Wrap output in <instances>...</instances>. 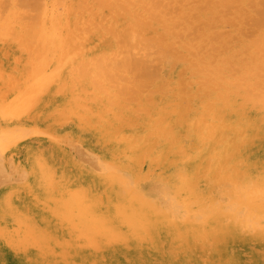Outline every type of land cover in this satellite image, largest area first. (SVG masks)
<instances>
[{"label":"bare ground","instance_id":"1","mask_svg":"<svg viewBox=\"0 0 264 264\" xmlns=\"http://www.w3.org/2000/svg\"><path fill=\"white\" fill-rule=\"evenodd\" d=\"M13 1V4L17 7L19 3L21 4L27 0H20V2H18V0L17 2H15L16 0ZM62 1V5H64L62 7L66 8L64 4L65 1ZM126 1L130 3L131 0ZM172 1L173 0H169L167 3V0H163V2L159 0L160 3H167V7L166 4H163L164 6L160 3L159 4L160 6L165 7L166 10H164L167 11L169 8L168 4L170 3L171 6L173 3ZM176 1L178 0H175V2ZM191 1H187L188 3L186 0L185 2L179 1L177 4L181 2L183 4L186 3L184 5L190 8L198 2V0H194L197 1L196 3ZM231 1L235 3L237 1V4H234L233 2L231 3L237 8V5L239 7V4L246 0H212L211 3L210 0L209 3L208 0H205L204 4V1L201 2L200 0L198 2H201L199 7L197 6L198 8H196V11L192 12V14H195L194 18L198 15L199 17L196 16V19L200 18L203 22V24L201 22L202 27L198 28V26V29L196 28L198 36L201 37L199 41L202 40V38L204 39V37H208V44H205L206 41L203 42L204 50L207 49L208 51L210 50L209 52H212L214 47H211L213 48L212 50L210 48H205L212 42L210 41L209 43V40H214L216 36H226V34L223 33H226L225 31L229 30V28L231 29V27L227 29L225 26L226 30L224 31L221 30V28L223 29V27H221L219 29L222 32L224 31L222 33L217 31L218 28H215L214 31L216 32L214 33L221 34H213L212 27L214 24L211 15L216 8V11L219 10L220 14H223L222 18H216L219 21L218 23L216 21V23L219 24L220 21L222 22V19L224 16H227V14L224 15V12H221L224 10L219 9L218 6L221 3L223 4L222 6H224V4H228ZM2 2L3 0L1 1V4ZM28 2L25 3H28V6L26 5L27 7L25 5L23 6H25L30 12L25 10L26 8L22 6L23 13H27L26 15L30 13L27 18L25 14L19 12L22 7L19 8L20 10L18 7L14 10H12V7L11 9H8L7 7H10L9 5L12 4V2L9 3L7 0H4L3 2L8 5H3L4 8L6 7L9 12L11 11L10 13L14 11V14L16 15L17 13H20L18 16L22 17L23 20L25 18L29 19L30 15L35 12L32 11L35 10L32 8H36L37 11H39V9L41 11L42 9L43 11L42 14L40 12L41 15L37 11L36 14L34 13L31 15L35 20L30 18V20L33 21H29V23L33 24L34 22V28H31L33 26H31L30 29H28V27L26 28V30L33 29V33L34 29H36L35 35L41 31V33L38 34L39 36H42L41 45H37L40 43L39 40H34L36 43L38 42L37 44L34 41H31L32 45L30 44V40L25 41L27 40L26 37H28L27 34L29 32L22 27L21 30L26 31H21L22 34L23 32L26 33L25 39L21 33V39H16L19 42L12 38L17 42V46H22L23 44L24 46L26 45V52L30 54L26 55V57H28V62L26 61L25 55L19 51L21 47L18 50L16 49L17 46L16 48L13 46V40L7 42V40H3L0 37V150L2 151V159L4 163H7L8 165L9 161L13 159L12 161L15 163L14 166H16L18 171H23L27 175L26 181L23 182L22 180L23 183L13 182L10 185H2V187H0V264H198L201 261L198 259L199 255L202 253L206 254L205 258H203L204 256L202 257V260L206 259L208 264H216L218 261L225 264H238L239 261L241 264H264V127L260 129V123L264 121V95L261 93L262 96H256V98L260 97L259 101H261V97L263 98V102H260L262 103L260 112L253 110V114L248 117L249 115L244 114L243 111L244 106L247 105V103L243 104L233 101L231 98L232 96L227 92L226 87L228 86H223L220 81H218L220 80L219 76L223 78H221V80H224V75H229L226 71H223L224 73L226 72L224 75H220L223 65L225 66V64H227L234 67V63L236 62L237 57H239L238 55L242 53L246 56V54L249 55L251 53H247L249 44L247 45V42L244 41L240 46L236 45L237 47H234L232 46L234 40L231 43L232 40H226V38H224L226 40V42L223 41L225 42L224 50H228L229 48L231 49V52L226 53V55L223 56V59H220L223 60L221 61L222 63L217 65L216 61H219V57L217 60L216 55V57L207 55L211 53H208L207 50L203 52L201 50L203 45H200V42L198 43L196 40H193L194 37H198L197 34L190 40L193 42L195 41L193 44L191 42L192 45L189 44V39H186L185 43L184 41L181 42L179 40L180 43H184L185 45L174 42L175 39H164L169 32L174 33L175 29L173 28H176V30L179 31L177 28H179L178 26L180 22L181 29L182 25L183 27L185 26L184 29L187 28L188 25L182 20V18L185 19L183 16L184 10L180 11L182 12L180 19L173 18L174 16L176 17L178 13L181 15L176 7H173L175 5L174 2L171 6L172 9L168 10H174L171 14L175 15L172 16L170 12L167 11L163 16L161 13L164 11L159 9H162V7H159V5H157L158 3L153 0L154 5L159 7H155L152 3V6H154L153 8H157L161 11V13H159L157 12V9H154V11L157 10V16L158 13L161 14V18L159 16L157 18H160L161 20L163 19V22L161 20L158 22L160 25L163 23L165 24L162 25L164 31H162L163 34L161 33V35L159 33L160 31L154 30L155 32H158L157 35L160 34L161 36H157L156 34H154V36H151V34L146 35L148 41L142 40L144 43L149 42V37L158 41L160 40V45L162 42H165V44L163 43L164 45L162 44V47L164 46V48H168L169 50H165L164 48L163 50L160 48V52H166L176 48L179 49L180 47H176L177 44H180L182 46L181 48L184 49L188 43V45H190L189 47L194 46L192 50L193 52L190 50V55L188 54L189 52L186 54V51L185 53H182L181 49L170 52H173L174 54L177 52L175 55H178V57H180L179 54L185 55L186 58L188 55L189 57L187 59L190 60L191 55L194 54V56H197L195 55L198 54L196 51L202 47L200 49L201 54L199 53L201 56L198 54L200 58L197 56V58L200 59V62L208 59L207 57V59H201L202 53L207 52L205 55L212 57V59L215 57L214 59L216 61H214V63L217 65L216 67L214 66L216 72H213L216 73L214 76H217L215 80L220 84L219 86L222 85V87L226 89L220 90L219 86H217V88L214 87V89H211L209 93L207 90L206 92L204 91L205 94L207 93L206 95L210 94L211 101L208 103H202L201 105L204 106L205 110L207 109L211 112V117L208 114H205L207 113L205 111L202 113L208 115V119L196 118L198 114L196 111L193 112V109H196L197 104L195 102L197 100H194L195 96L190 91L192 88L188 90L186 87L188 84H186L184 80V78L188 79L189 77L182 76L183 70L181 71L182 74L173 73V69H175L174 65L179 62V58H176L175 56L173 59L175 60L173 62L174 64L172 63L173 65H169V63L164 64L168 67L169 71L174 74L173 78L167 80V76H164V83H162L163 87L161 86V82L159 84L162 88L157 84L156 81L160 78V74L165 66L161 64L162 66L158 67L159 64L157 68L156 65L162 63L163 60L165 61L167 56L165 55L164 58L162 55L164 52L161 54L158 51L159 43L156 46L155 40L154 45H151L153 43L151 40V44L145 46L147 47V50H150V47L155 46L156 51L153 47V52L156 53L158 51V56H160V54L161 57L163 56L161 62L159 59L158 61L155 59L158 63L156 62V64L153 65L155 60L151 57L152 53H148L149 51L146 52V47L143 45L145 47L144 50L138 49L139 53L142 51L141 54L137 52L138 56H141L138 60L135 58L137 55L135 54L134 59H136V61L122 57L128 60L123 59L113 66H109L112 70L111 72L114 71L113 76L115 80H120L119 78H123L122 76L128 75L126 72L128 73L131 68L124 70L126 68H136L138 66L143 67L140 68L141 70H138L140 72L139 75L141 74L140 77L134 75L136 74L135 69L134 72H129L130 74L134 73L131 76H135L136 81L140 80L139 83L137 81V84L133 85L130 89V92L134 94V97L139 101L137 100V102H134L136 101L135 98V100L127 98L129 102L133 101L129 104L125 99L127 93L131 94L129 91L126 92L129 89L125 90V86L127 88V85L129 84L122 85L121 82L123 81L121 80L120 87L122 86V89L125 91L118 88L117 85L119 84V81L117 85L115 84L117 89H113L109 83L111 82L112 84V81L106 79L105 73H103L105 76H102L101 72H103V70L100 72L98 69L102 65H98L99 67L97 66V57L100 53H103V55L110 54L111 56L113 51H117V48H119L117 43L119 37H123L118 41L120 42L121 48L122 46L127 47V45L122 44H125V41L123 40L126 39L124 38H127V36H131L132 38L136 33V40L139 36L137 32L140 31H136L138 26L142 25L139 27L141 29L143 23H146L147 21L142 28L144 31L146 30L145 25L146 27L150 25L151 27L149 26L147 28L152 30L154 28L156 29V26L158 27L159 24L157 25L158 19H155L156 16H154V21L156 20L155 25L152 24V18L149 17V14H152V12L153 15L156 14L152 11L153 8L150 10L151 12L148 11L150 13L147 16L146 14L143 15L144 13L141 14L138 12L137 16V13L135 14V11L133 12L134 15L138 17V20L144 22L136 20L138 25L134 22L135 24H132L133 26H136L134 29L132 28L133 26L130 25V27L128 25V28L130 27V32H128L129 30H125L127 26L122 28L120 19L117 22L115 21V24H110L111 22H109L108 25H110V30H108L107 33L110 32V36H112L111 34L114 36L112 41L109 40V43H105L100 49L98 46L97 48L92 47L93 43L91 46L87 41L78 38L81 37L79 32L76 34L79 35L78 37L74 34V30L77 28L76 26H78L82 17L74 16L72 15L73 13L69 12L70 10L67 11L66 9L65 11L64 8L63 10L65 12L60 9V12H57V7L61 6L60 0L53 1L52 10L48 9L47 0H28ZM122 2L124 1L122 0ZM249 2H251V0H249ZM249 2L246 1L247 4ZM256 2H254V7L252 9L253 11H256L257 8H259L260 10L257 11H260V13L254 21L256 25L254 27L255 30L251 31L250 29V34L247 33L248 37H250V40L247 39V41H249L250 48L252 47V52L254 53L253 56L251 55L252 53L250 54V58L252 59L253 57L254 60L252 59L251 62L250 59L249 61L254 63L255 66H257V64L259 66L262 63L261 61H264V0H258V6L255 5ZM206 3L209 6L206 7ZM243 3L240 6L245 5V3ZM108 4L110 5L112 2ZM183 4H181V6ZM187 4L192 6H187ZM259 4L262 7H260ZM122 5L124 4L122 3ZM128 5L125 7H130L132 1L131 4ZM181 6L178 5L177 7H180L181 9L186 8L185 6ZM245 6H243V8ZM3 7L1 8L0 5V11L3 10L5 15L9 14L3 9ZM246 7L245 9L248 8ZM250 7H252V5H250ZM16 9L19 11H16ZM175 10L178 11L177 14ZM3 11L0 13L1 15L3 14ZM128 12V14L132 13L129 9ZM234 12L235 11L233 10L231 12L229 11L230 15H232L230 17L239 16V13L235 12L234 14ZM243 12L244 11H242V13ZM246 12L249 13V10H246L245 13ZM168 13L169 15L166 16ZM188 13L191 12L188 11ZM242 13L241 16H243ZM21 14L23 15L21 16ZM253 14L255 16V13H250V16ZM5 15V18H0L4 19V21L6 20L8 25H10L9 20L12 23H16L12 17H9V19L7 18L8 16ZM34 15L37 16L35 17ZM214 15L216 14H213V16ZM248 15L249 14H246L247 17H249ZM129 16L131 17V15ZM142 16H145V18ZM165 16H170L167 20L168 22H166L169 26H171L170 22L173 19H175V21L178 20V25L173 21L171 22L175 25L171 27L174 31L170 28L171 31L167 33L169 26L164 22ZM241 16L238 18L239 21L243 20V17L242 20H240ZM147 17L151 18V20ZM215 17L217 16H214V19ZM188 18H186V20H189L187 22L190 23L193 21H190ZM1 19L0 21L2 23ZM130 19L129 21H126L130 22ZM226 19L224 20L227 23L229 19L232 20L233 18H229L227 21ZM24 21L27 22L28 20ZM138 22H142V24L139 25ZM246 22L241 23L246 26L248 24H246ZM1 23L0 25L3 28L6 24L3 22L2 25ZM29 23H26L25 25L29 26ZM231 23L232 26H234L232 28H235L236 26L238 27L239 25L235 24V26L234 22ZM231 23L229 22V24ZM229 24L227 26H229ZM106 26L103 27L105 28ZM163 26H166L168 30ZM239 27L238 30L241 33L242 30L240 31ZM246 27H243L242 29L245 31ZM5 28L3 29L5 30ZM3 29L1 30L2 33ZM10 29L12 30L13 28ZM122 29L128 33H123ZM79 30L81 31V29ZM165 30L167 34L164 33ZM236 30L237 29H235L234 33L238 34V31L236 32ZM10 31L8 30L9 33H11ZM194 31L185 33L189 35L194 33ZM133 32L135 33L133 34ZM82 33L80 32V34ZM185 33L182 32V34ZM4 35L6 34L4 33ZM13 35L15 36V34ZM143 35L144 34L140 36L146 38V36ZM231 35H233V33ZM9 36H7V38ZM86 36L83 38L86 39ZM169 36L170 38L172 37L171 35H168V37ZM32 37L33 35L30 38L32 39ZM162 37L163 39L161 40ZM236 37L238 36L236 35ZM241 37L243 36L241 35ZM178 38L179 37L176 39ZM102 39L104 41L103 37ZM127 39H130V37ZM182 39L184 40L185 38ZM222 39L217 40H220L219 42H221ZM137 40H139V38ZM165 40L170 41H168V43ZM20 41H24V43L18 44ZM126 41L128 42V40ZM171 41L175 44L172 46L173 49L170 48L171 45H173ZM135 42H133V44ZM33 43L36 45L33 46ZM96 43L99 42L96 40L95 44ZM130 43L132 42L129 41L128 47L130 46ZM139 43H141V41ZM166 43L168 44L166 45ZM196 43H198V47ZM212 43V45H210L214 46L216 42ZM133 44H131L132 47ZM194 44H196L198 49L195 48ZM135 45H138V41L134 44L133 48L131 46V48H129V50L135 48L134 53L137 51V46L135 47ZM140 45H138V47ZM216 45L218 48L219 44ZM246 45L248 47L245 48V53L242 49H244ZM37 46L42 47L44 51L42 50L43 54L35 59L37 50L38 52L40 51V48L35 49ZM32 47H34L36 52H33L35 50H33ZM187 48L185 49L187 50ZM194 50L196 51L194 52ZM215 50L214 52H216ZM125 51L126 50H124V52ZM128 52L127 54H129ZM144 52L146 54H151L150 57L152 58V61L150 59L148 60L149 55H147L148 57H143L145 56ZM32 53L34 55H32ZM173 53L171 54L172 56L174 55ZM218 53L219 51L217 54ZM166 54L170 55V53ZM153 55L155 54L153 53ZM236 55L237 57H235ZM29 56L35 57L34 60L33 57H31L33 60L31 63H29ZM129 56L130 55H127V57ZM131 56H133V51ZM218 56H220V54ZM106 57L108 56H105V58ZM114 57L115 56H113V58ZM116 57L115 59H117ZM242 57H239V59H242ZM140 58L142 59L140 60L142 61L141 63L138 62ZM220 58H222V56H220ZM143 59L145 62L148 60L146 64L143 62ZM168 59L170 60V58ZM193 59H195V57H193ZM193 59H191V61H193ZM239 59L237 61L243 65L244 62L242 63ZM181 60L185 61V59ZM242 60L244 61L245 58ZM212 61L209 62L211 63ZM197 62L198 61H196L194 65H197ZM206 62L208 65L210 64L208 63V60L205 61V63ZM142 64H144L145 67ZM245 64H247L243 65L245 67L241 66L243 70H245V75L240 72V74L243 75V80L254 79L255 77L253 78L251 73L255 75L253 70L255 66H252V64L249 65L247 59ZM188 65L189 63H187V68L184 67L185 70L189 69ZM199 65L198 67H194L196 69L201 67L202 70L206 64L203 66ZM237 65L235 66L236 70L235 67H229H232L234 72H238L239 69L237 67L239 65ZM189 66L190 68L192 67L191 64ZM261 66H263V63ZM106 67H108V65H106ZM194 67L191 68L193 76H195L196 73L193 71L195 69ZM229 67L227 69L230 70V73H233ZM241 67L240 69L242 70ZM262 68L259 70L263 72L264 69L262 70ZM105 70H107V68ZM148 70H150V72ZM152 70L153 72H151ZM204 70H209V68H205ZM243 70L242 72H244ZM251 70H253V72ZM261 71H259L260 73H257V75L261 74ZM105 72L108 73V71ZM119 72H124L125 74H119ZM256 72L258 71L256 70ZM162 73L165 75L164 72ZM211 73L212 71L210 74ZM185 74H187V72ZM263 74L264 73H262V76ZM118 75L122 76L119 77ZM190 75L191 73L187 76ZM198 75L196 74V77L200 79V76ZM236 76L239 77L240 75L234 76L233 73V77ZM259 76V80L264 79L261 75ZM170 77H172V75ZM125 78L126 77H124V79ZM207 78L209 79L205 82L209 83L210 87L203 81L207 80ZM207 78L201 77V80H203H196V82H201L202 85L205 84L204 86L206 88L207 86L213 88V85H216V81L214 80L215 82H213L211 76H208ZM240 78L242 80V76L237 79ZM132 79H134V77L130 78V82ZM165 79L167 80L166 86ZM211 79L212 81H209ZM115 80L113 83H116ZM233 80L235 83L238 81H236L235 78H233ZM255 80L258 81L257 79ZM128 82L129 80L126 83ZM227 82L229 81L227 80ZM146 83H150V86L152 83L157 84L156 86L158 87H155L154 90L152 88L149 89V91L152 89L150 91L152 94L155 92L157 93L158 90L156 91V89L161 88L158 95L153 96V99H150V97L147 98L146 94H142L143 92L141 90L145 92L144 89L140 90V86H146ZM188 83L189 85L193 84L191 81H188ZM253 83V86L257 84L260 86L264 85L261 82L260 84ZM241 84V87H247L248 85L246 84L242 86ZM197 85L199 86V84ZM95 86L98 90L100 88L101 92H98V90L94 88ZM253 86L251 85V87L249 86L250 88H248L252 90H250L251 92L255 91L256 93L258 89H252ZM260 86H258V88H261ZM142 87L144 88V86ZM263 87L262 90H264ZM147 88H145V93L148 91ZM215 88L219 89L218 91L220 92H217ZM239 89H243L244 91V88H238V90ZM163 91L166 93H162ZM230 91L232 94L235 90ZM245 91L249 90L247 89ZM122 93L125 94V98ZM191 93L194 97L190 95ZM132 94L130 96L127 94V97H131ZM152 94L149 93L148 96H152ZM174 94L183 95V98L185 96L192 98L190 100L187 98L189 101L185 99L187 102L186 104H183L180 101L179 105L174 102L176 97H171ZM196 94L201 95L199 92ZM240 94L241 93H239V95ZM248 94L247 97H249V100H251L250 97L255 95L251 93L252 96H250V93ZM137 95L141 96L138 97ZM202 95L204 96V94ZM242 96H246V94L244 95L243 93ZM172 98H174V101ZM149 99L152 100L150 101L152 104L149 103ZM78 100H81V103H79ZM126 101L128 104L125 106ZM255 103L253 105H256ZM257 104L259 106V102ZM64 111H68V113L72 114L74 124H72L69 129V136L62 137L57 132L59 129L56 130L54 128L53 118L56 116H53L54 112H59L64 118V120L60 119V123L63 121L68 122L70 118L67 119ZM190 111L193 112L192 116H190ZM220 113H223V118L230 123L229 126L223 127L220 119L216 117ZM61 115L59 117H61ZM253 118H257L258 123H260H256ZM62 124H64V122L60 125ZM183 132H188L190 134H188L189 138L193 137L197 139L199 137H205L208 138L207 141L209 142L201 147L197 154H194L193 151L184 152L185 143H183V136L185 135H183ZM224 132H232V135L228 137L229 134L227 137H223L222 133ZM73 138L80 141L79 145L81 147V144H83L85 147L89 148L91 152L98 154V160L90 163L80 155L77 152V147H80L76 144V141L78 140L70 141ZM192 147L196 148L198 145L193 143ZM188 148L189 146L187 149ZM154 166L155 168H158V172L153 175L152 168H154ZM12 172H14V170ZM204 174L208 176L207 181H204L202 178ZM149 180H156L157 183L153 187L151 186L149 190L147 189L144 191L142 183ZM220 185H229V189L227 190L228 194L225 200L220 198L218 193L217 189Z\"/></svg>","mask_w":264,"mask_h":264},{"label":"rangeland","instance_id":"2","mask_svg":"<svg viewBox=\"0 0 264 264\" xmlns=\"http://www.w3.org/2000/svg\"><path fill=\"white\" fill-rule=\"evenodd\" d=\"M1 1H2V0H0L1 8L3 7V5H4V6H8L7 3H6V4L3 3L4 0H3L2 4H1ZM23 1H24V0H23ZM23 1H22V2H23ZM29 1H30V0H29ZM31 1H32V0H31ZM44 1H45V0H44ZM47 1H48V3H47V4H48V9H49V10H52V3H53L54 0H47ZM60 1H61V6L57 7V10H56L57 12H60V10H62L63 12H65L66 9H67V11L70 10L69 12L73 13L72 15H74V16H81V17H82L81 20H80V23L78 24V26H76V27H77L76 29H78V30L75 29L76 31L74 30V34L76 35V34L79 32V35H80L81 37H78L79 35H76L78 38H82L83 40L87 41V42L89 43V45H91V44L93 43V44H92L93 46L91 45L92 47L97 48V46H98V47H100V49H101V47L104 46L105 43L107 44V43H109V40L112 41V39H113V36H114V35L111 34L112 36H110V32L107 33V31L110 30V27H109L110 25H108L109 22H111L110 24H112V23L115 24V23H116L117 21H119V19H120V24L122 25V28H123V27L125 28V26H127V27L125 28V30L128 31L129 28H130L131 26H133L132 24H133L134 22L136 23L137 21H139V22L142 21V20H138V19H137L138 17H136V15L138 16V13H141V14L144 13L143 15L146 14V16H147V15L151 12L150 10H151L154 6L157 7V5H159V7H162V6H160V4H161V5L166 4V7H167V3L169 2V0H167V3H160L159 0H154L156 3H158L157 5H154L153 0H131V1H132V5L130 6L131 8H130V7H127V8L129 9L130 12L132 11V13H133L134 11H135V14L138 12L136 15H134V13H133V14H132V13L128 14V13H129V12H128V9L125 7L126 5L131 4V1H130V0H129L130 3H129L128 1H126V0H123L124 2H122V0H64V1L66 2V3L64 2L66 8H65V7H62V6H64V5H62V2H63V1H62V0H60ZM160 1L163 2V0H160ZM170 1H171V0H170ZM179 1L185 2V0H178V1H176V2H175V0H173V1H172V2H173L172 4H174V2H175V5H176ZM187 1L189 2V1H191V0H186V2H187ZM193 1H194V0H192L191 2H193ZM199 1H200V0H198V2H199ZM203 1H204V2H203ZM206 1H207V0H206ZM211 1H212V0H210V3H211ZM246 1L249 2V0H246ZM246 1H242V3L244 2L245 5H246L247 7H248V5H249V3H250V5H252V7H250V5H249V7H250V8L248 7L249 9H248L245 5L240 6L242 3H240V4L238 3V4H239V7H238V5H237V8L234 7V6H235L234 4H237V1H236V3L233 2V1H231V2H229L230 4H229V3H228V4L226 3V4H224V6H222V5H223L222 3H221L220 5L218 4V5H219L218 8L221 9V10H224V11H221V12H224V15L227 14V16H224V18L222 19V22L220 21L219 24H217L219 21H218V19H216V18H219V17L222 18V17H223V14H222V13L220 14V11H219L218 9H217L218 11H216V8L213 10V12H212L211 15H212V18H213V24H214V25L216 24V25H215L216 27H215L214 25H213V27H212V28H213V32H212L213 34H216V33H214V32H216V31H214L215 28H218V29H219V28L223 27V29L221 28V30H224V31H225V30H226L225 26L227 27V29H228L229 27H231V29L229 28L230 32H229V30H226V31H225L226 33H223L224 31L222 32L220 29H219L220 31L217 29L218 32H222L223 34H226V36H225V35H224V36L221 35V37L216 36V37L214 38V40H209V43H210V41H212V42H214V43L216 42L214 46H211V45L213 44L212 42H211L212 44L210 43L211 45L209 44L208 46H206V45L208 44V37H206L207 40H206V38L204 37V39L202 38V40L199 41V39H200L201 37L198 36L197 29L200 28V27H202V25H201V22H202V21H201L200 18H197L198 20L196 19V16L199 17L198 15H196L195 18H194V15H195V14H192L193 11H196V8L199 7V4H201V2H203V4L205 3V0H201L200 3H198L197 1H194V2H193V3H196V2H197L196 4H198V5H196V4L193 5V4L190 2V3L193 5V7H190L191 9H190L189 7H186V6L184 5V4H186V3L183 4L182 2L179 3V4H177L176 6H175V5L173 6V7H176V9H177L179 12L182 11V10H184V11H183V12H184V13H183V14H184L183 16L185 17V19L182 18V20L184 21V23H186V25H188L186 29H184L185 26L183 27V25H182V29H184V30L181 29V22H180V24H179V26H178L179 28H177L179 31H177L176 28H173V29H175V31H177V32H175V31L171 28L172 26H175V25H173L174 23H171V22L173 21V22H175V24H176L178 20L175 21V19H177V18L180 19V16H182V12H180V13H181V15H180V14L178 13V11L175 10V11H176V14H177V13H178V14L176 15V17H175V16L173 17V18H175V19L172 18V19H173L172 21L170 20L171 18L169 19V20L171 21V22L169 21L171 26H169V24L166 23V22H168L167 20H168V18L170 17V16H169V17H166V16L169 15V13L165 16L166 19L163 17V18H164V22H165L166 24H168L167 26H169V30H168V28H167L166 26H163L165 29L167 28V29H166V30H168L167 33H168L169 31H171V30L174 31V33H170V32H169L170 34L168 33V35H171V36H172L171 38H170V36L168 37V35H167V36H165L164 39H170V40H174V39H175V40H177V41L174 40V42H177V43H180V41H181V42L184 41V43H185V42H186V39H187V40L189 39V44L192 45L195 41L193 42V41H190V40H191V38L193 39V36H196V34H197L198 37H197V38L194 37L193 40H196V42H198V43L200 42V45H203V48L200 47L198 51L194 50V52L196 51V53L198 52V54H199V53L201 52V50H202L203 52H204L205 50H207V49L204 50V43H203V42H205V41H206V42H205V44H206V45H205V46H206L205 48H208V49L210 48V49L212 50L213 48H211V47H214V49L212 50V52H209L210 50H209V51L207 50V52H208V53H211V54H207V52L202 53V57H203V56H204V57H203V58L201 57V59H207V58H208V59H207V60H208V63H210L209 61H212V60H213L209 65L207 64V62L205 63V61H207V60H202L203 62H200V59H199L200 57H199V56H201V55H200L201 53L199 54V56H198V54H195V55H197L199 58H197V56H194V54H192V52H193L192 50H193V47H194V46H193V47H192V46L189 47L190 45H188V43L186 44V45L188 46V48H187V46H186V47L183 46L184 49L181 48V47H182L181 45H185L184 43H180L181 45L176 43V44H177L176 47H178V48L180 47L179 49L182 50V53H185V51H186V54H187V52H189V53H188L189 55H190V50H191V51H192V52H191V54H192V55H191V59H193V57H195V59H193V61H191V59H190V60L187 59V58L189 57L188 55H187V58H186V56L183 55V54H182V55L179 54L180 57H178V55L176 56L175 54H176L177 52H176L175 54L172 52V53L174 54V55L172 56V55H171L172 53H171L170 51H176V50H179V49H177V48L174 49V50L166 51V52L162 51V49L164 48V46L162 47V44H163V43L165 44V42H162V41H161L162 43H161V45H160V43H159L160 40L158 41V40L153 39L152 37H151V38L149 37V42H145V43L143 42L144 40H147V41H148V37H147L146 35H150V34H151V36H152V35L154 36V34L157 35V33H158L157 31H160V32H159L160 34L162 33V31H164V30L162 29V25H163L164 23L160 25V23H159L158 21L161 20V19H160V18H161V16H160L161 14H163V16H164V14H166L167 11H169L168 9H172V7H171L172 4H171V6H170V3H169V4H168V7H169V8L167 9V11H165V10H166L165 7H162V9L159 8V7H157V8H159L160 10H162V11H164V12L161 13V11H159V9H157V8H153L152 11H154V9H157L158 11L155 10L154 13H156V14H154V15H153V12H152V14H149V17L152 18V22H153V23H152V22H150V23H152V24H154V25H155V23H156V20L158 19L157 17H158V16L160 17V18L157 20V25H158V24H159V25H158V27L156 26V29H155V28H154L153 30L150 29V28L148 29L147 27L150 26V25H149V22H148V25H149V26L146 27V25H145V28H146V30H148V31L145 30V31H146V32H145L142 28L144 27V24L147 23L146 20H145L146 23H143V27H142L141 29H140L139 27H141L142 25H141V26H138L137 28H136V26H133V27H132L133 29L136 28V31H137V30H140V31L143 30L145 33H144L143 31H142V32L139 31V32H137V33H138L139 36L142 35V34H144V35L146 36V38H143V37H141V36H140V37L138 36V37L136 38V40H135V34H136V33L133 32V34L135 33L134 36H133L134 38H133V37L131 38V36H127V38L130 37V39H127L126 37H125L124 39L128 40V42H127L126 40H123V41H125V44H124V43H122V44H123V45H127V47L125 46L126 48L123 47V46H122V48H121V46H120V42H118V41H119L121 38H123V37H121V38L119 37V38H118V41H117V43H118V45H119V46H118V45H117V46H118L119 48H117V51H113V52L111 53V56H110V54H104V55H103V53H100V52H99V53H100V55H99V56H100V59H99V56H98V57H97V66H98V65H99V66L102 65V66H101V67L98 66V67H99L98 69H99L100 72L103 70V72H101L102 76H105V75L103 74V73H105V74H106V76H105L106 79H107L108 81H112V84H111V82H109V83H110V85H111V87H112L113 89H114V88L117 89V86H118V88H121V89H122L123 87H122V86L120 87V85H121L120 82H121V80H122V81H123V82H121L122 85H124V84H129V85H130V86L127 85V86H128L127 88H126V86H125V90L129 89V90H127L126 92H128V91L130 92L131 87H133V85H136V84H137V81H138V83H139L140 80H137V81H136L135 76H136V77H140L141 74L139 75L140 72H139L138 70H139L140 68H143V67L138 66V67H136V68H134V67H133V68H132V67L126 68V69H124V70H128V69L131 68V69L128 71V73L125 71L126 74H128V75H127V76H126V75H125V76H122V75L119 76V75H118L119 77L122 76L123 78H119V77H118L120 80H115V78H114V76H113V75H114V71L111 72L112 70L109 68V66H110V67L113 66V65L116 64L117 62L122 61L124 58H129V59H132V60H134V61H136V59L138 60V58L141 57V56H138V53H139L138 49H140V50L143 49V50H144V48H145L146 46H149V45H147V44H151V42H150L151 40H152V42H153L151 45H154V40H155V44H156V46H157V44L159 43V44H158V51L160 50V48H162V49H161L162 52H160V51H159V52H160L161 54L164 52V54H162V55L164 56V58H165V55H166V56H167V59L164 61L163 58H162L163 56L161 57V54H160V56H158V55H159L158 51L156 52L157 55H156L155 52H153V47H154V50H155V46L150 47V50H147V47H146V49H145V50H147L146 52L149 51L148 53H152V55H153V53H154L155 55L152 56L151 54H146V53L144 52V53H145V56H143V54H142V56H143V57H148L147 55H149L148 60H149V59L151 60V59L153 58L154 60L156 59L157 61H158V59H159L160 62H161V58H162V60L164 61V62L162 61V63H158V62L155 60L154 63H153V65L156 64V62L158 63V64L156 65V67H157L159 64H160V65H159L158 67L162 66L161 64H163V66H165V68H164L163 71H162V72L165 73V75H163V73L161 72V74H160V78L158 79V81H156L157 84L159 85L160 82H161V84L164 83V76H165V77L167 76V77H166L167 80H168L169 78H173L174 74H178V73H180V74L183 73V74H184V75L182 74L183 77H189L188 79H190V80H188L187 78H186V79L184 78L185 83L188 84V85H186V84H185V85H186V87L188 88V90L192 88L190 91L193 93V95H194L195 97L192 95V93H191L190 95H192V97H194V100H195V99L197 100V101L195 100L196 102L194 101V102L197 104V106H196V109H195V110L193 109V112H195V111L197 112L198 115H197L196 118H205V119H208V115L211 117V115H210L211 112H209V110H207V109L205 110V109H204V106H202L201 104H202V103H208V102L211 101L210 94L206 95L207 93L205 94L204 91L206 92V90H207V92L209 93V91H210L211 89H214V87L217 88V86L220 85V84H218V82L215 80V79L217 78V76H214L216 73H213V72H216V71H215V69H216L215 67H216L218 64H221V63H222L221 61H223V60H220V59H223V56L226 55V53L231 52V49H229V48H228V50H227V49L224 50V43L226 42V40H229V39L232 40L231 43H232L233 40H234L235 43H234V42H233L234 44L232 43V46H234V47L240 46L241 44H243L244 41H246V42H247V45L249 44V45H248V46H249V49H247V53H250V52H251L252 54H251V53H250V54H251L252 56H253V54H254V53L252 52V51H253V50H252V47L250 48V43H249V41H247V39L250 40V37H248V34H247V33L250 34V32H249L250 29H251V31H254V30H255L254 27H255L256 25H255V22H254V21H255V19L258 17V15H259V13H260V11H257V10H260V9L257 8L256 11H253V9H252V8L254 7V2H256V0H254V1L251 0L252 4H251V2H249V3L247 4ZM259 1H260V0H259ZM5 2H6V1H5ZM7 2H9V3L12 2V4L9 5L10 7H7L8 9H9V8L11 9V7H12V10H14V9L17 8V7H18V9H19V8L22 7L23 5H25V6L27 5V6H28V3H29L28 0H27V1H24V2L21 3V4L19 3L20 5H19L18 3H16V4H18L17 7H16V5L13 4V2H14L13 0H11V2H10V0H7ZM15 2H17V0H16ZM18 2H20V0H18ZM26 2H28V3L25 4ZM111 2H112V4L109 5L108 3H111ZM164 2H165V1H164ZM188 2H187V3H188ZM232 2L234 3V4H233L234 6L231 4ZM257 2H258V0H257ZM257 2H256V4H255L256 6H258V3H257ZM261 2H262V1H261ZM9 3H8V4H9ZM122 3H123L124 5H122ZM152 3H153L154 6H152ZM159 3H160V4H159ZM190 3H189V4H190ZM208 3H209V0H208ZM244 3H243V4H244ZM259 3H260V2H259ZM50 4H51V5H50ZM66 4H67V5H66ZM181 4H183L182 6H183V7L185 6L186 8H182V9H181L180 7H177L178 5L181 6ZM189 4H187V6H192V5H189ZM13 5H14L15 7H14ZM29 5H30V4H29ZM44 5H45V2H44ZM205 5H206V7L209 6L207 3H206ZM205 5H200V6H205ZM226 5H227V6H226ZM229 5H231V6H229ZM261 5H262V3H261ZM261 5L259 4L260 7H262ZM25 6H23V7L26 8L27 6H26V7H25ZM74 6H75V7H74ZM128 6H129V5H128ZM163 6H164V5H163ZM182 6H181V7H182ZM197 6H198V7H197ZM243 6H245L247 9H245V7L243 8ZM23 7L20 8L21 11H19L20 9H19V10L16 9V11L18 10L19 12H22V11H23ZM79 7H80V8H79ZM231 7H232V8H231ZM7 8H6V7H5V8L3 7V9H5L9 14L5 15V14H4V11L1 9V10L3 11V14H2V15L0 14V15H1L0 17L2 18V17H4V15H5V16H8L7 18H9V17L11 18V17H12V19H14V21H15L16 23H12V22L9 20L10 18L7 19V20H9L10 25L13 24V25L10 27V28H13V29L11 30L10 28H8L10 25H8V23L6 22V20L4 21V19H1V18H0V19L2 20V23H1V21H0V23L3 25V22H4V24H6V25H4V26L7 28V29H6V28L3 26V28H5V30H4V29L1 27V25H0V31L3 29V33H2V31L0 32V37H1V39H3V40H7V42H8V41L11 42V40H13V39H15V41L19 42V41L16 40V39H19V40L21 39V37H22V36H21V34H22L21 31L26 30L27 27H28V29H30V27L34 25V22H33V24H32V23H29V21L32 22L33 20H35V19H33L34 17H33V18L31 17V15H33L34 13L36 14L37 9H36V8H32V9H35V10H32V9H31L33 12L35 11L33 14L30 15V18L33 19V20H30V18H29V19H26L27 16H28L30 13H28V15H26L27 13H23V12H22L23 14L26 15V18L24 19V20H28V21L26 22V21H24V20L22 19V17H19V16H18V15H20V13H17V15H16V14H14V11H13V12H12V13L14 14V15H13L12 13H10L11 11L9 12V11L7 10ZM63 8L65 9V11L63 10ZM77 8H78V9H77ZM87 8H88V9H87ZM192 8H193V9H192ZM255 8H256V7H255ZM59 9H60V10H59ZM130 9H131V10H130ZM164 9H165V10H164ZM173 9H175V8H173ZM189 9H190V10H189ZM194 9H195V10H194ZM25 10L28 11L27 8H26ZM29 10H30V9H29ZM58 10H59V11H58ZM75 10H76V11H75ZM91 10H92V11H91ZM185 10H186V12H185ZM187 10L190 11L191 13H188ZM232 10L235 11L236 13H239V16H238V14H237L238 17H234V16H233V17H230V16H232V15H230L229 11L231 12ZM246 10H247V11L249 10V13H247V12L245 13ZM2 11H0V13H2ZM6 11H5V13H6ZM42 11H43L42 9H41V11H40V9H39V11H37V12H39V14H40V12H41V14H42ZM148 11H150V12H148ZM156 11L159 12V13H161V14L158 13V16H157V12H156ZM215 11H216L217 13H219V14H217ZM225 11H228V12H225ZM242 11H244V12L242 13ZM25 12H26V11H25ZM28 12H30V11H28ZM63 12H62V13H63ZM95 12H96V13H95ZM165 12H166V13H165ZM169 12H170V14H171L172 12H174V10H173V11L171 10V11H169ZM235 12H234V14H235ZM257 12H258V13H257ZM15 13H16V12H15ZM31 13H32V12H31ZM71 13H70V14H71ZM186 13H187V15H186ZM195 13L198 14L197 12H195ZM232 13H233V12H232ZM241 13H242L243 16H241ZM250 13H251V14H252V13H255V16H254V14L250 16ZM23 14H21V16H22ZM41 14H40V15H41ZM104 14H105V15H104ZM189 14H190L191 16H190ZM213 14H216V15H214V16H217V17H215V19H214ZM234 14H233V15H234ZM246 14H249V15H248L249 17H247ZM11 15H12V16H11ZM121 15L124 16L125 18L122 17ZM126 15H127V16H126ZM129 15H131V17H130ZM132 15H133V17H132ZM139 15H140V14H139ZM150 15H151V16H150ZM152 15H153V16H152ZM171 15L173 16V15H175V14H171ZM188 15H189V16H188ZM34 16L36 17L37 15H34ZM112 16H114V17H112ZM116 16H118V17H116ZM154 16H156L155 19L157 18L155 21H154ZM186 16H187V17H186ZM235 16H236V15H235ZM240 16H241V19H240V20H242V17H243V20H245V21H243V20H242V21H239L238 18H239ZM244 16H245V17H244ZM28 17H29V16H28ZM115 17H116V18H115ZM126 17H127V19H128L129 17L131 18V19L129 18V19H130V22H127V21H129V19L127 20ZM142 17L145 18V16H142ZM188 17H189V18H188ZM190 17H191V18H190ZM209 17H210V16H209ZM225 17H226V18L228 17L227 19H229V18H233V19H232V20L229 19V21L226 23L225 20H224V19H226ZM4 18H5V17H4ZM23 18H24V16H23ZM87 18H88V19H87ZM134 18H135V19H134ZM139 18H141V17H139ZM147 18H148V17H147ZM147 18H146V19H147ZM151 18H148V19L151 20ZM186 18L190 19V21H191V20H193V21H191V22L189 23V22H187V21H189V20H186ZM210 18H211V17H210ZM221 18H220V20H221ZM244 18H245V19H244ZM114 19H116V20H114ZM124 19H125V20H124ZM141 19H143V18H141ZM227 19H226V21H227ZM236 19H237V20H236ZM18 20H19V21H18ZM90 20H91V21H90ZM113 20H114V21H113ZM122 20H123L124 23L122 22ZM126 20H127V21H126ZM136 20H137V21H136ZM143 20H144V19H143ZM182 20H181V21H182ZM185 20H186V22H185ZM234 20H235V21H234ZM246 20H247V22H246ZM99 21H100V22H99ZM115 21H116V22H115ZM125 21H126V22H125ZM161 21L163 22V19H162ZM179 21H180V20H179ZM183 21H182V22H183ZM216 21H217V23H216ZM236 21H237V22H236ZM139 22H138V23H139ZM142 22H144V21H142ZM142 22L139 23V25L142 24ZM162 22H161V23H162ZM229 22H230V23H231V22H234V25H235V24H236V25L239 24L238 27H239V26H240V27L243 26V27L245 28V27L247 26L245 31H244V29H242L243 27H241V28L239 27L240 31H241V30L243 31V32L241 31V33H243L244 35L241 34V33L239 32L238 27H237L236 25H235V26H236L237 28H236V27H235V28H232V27H234V26H232V23L229 24ZM241 22H242V23H245V22H246V24H247V23H248V24L245 26V24L243 25ZM26 23H27V24L29 23V26H26V25H25ZM85 23H86V24H85ZM135 23H134V24H135ZM178 23H179V22H178ZM178 23H177V25H178ZM249 23H250V24H249ZM252 23H254V24H252ZM17 24H18V25H17ZM19 24H21L22 26L19 25ZM104 24H106V25H108V26H106V25H104ZM136 24H137V23H136ZM152 24H151V25H152ZM202 24H203V22H202ZM222 24H224V25H222ZM228 24H229V26H227ZM240 24H242V25H240ZM14 25H15V26H14ZM16 25H17V26H16ZM102 25H103V26H106V27L104 28ZM128 25H129V26L131 25V26L128 28ZM137 25H138V24H137ZM154 25H153V26H154ZM164 25H165V24H164ZM184 25H185V24H184ZM249 25H250V26H249ZM97 26H98V27H97ZM159 26H160V27H159ZM190 26H191V27H190ZM198 26H199V27H198ZM21 27L24 28V30H21V29H22ZM83 27H85V28H83ZM108 27H109V28H108ZM150 27H151V26H150ZM189 27H190V28H189ZM197 27H198V28H197ZM248 27H249V28H248ZM250 27H251V28H250ZM31 28H34V26L31 27ZM40 28H41V27H40ZM40 28H39V30H40ZM103 28H104V29H103ZM106 28H107V30H106ZM127 28H128V29H127ZM152 28H153V27H152ZM158 28H159V29H158ZM170 28H171V30H170ZM193 28L195 29L196 32L194 31ZM196 28H197V29H196ZM224 28H225V29H224ZM28 29H27L26 31L29 32V33L27 34V36H28L29 38L26 37V33H24V32H26V31H24L23 34H22L24 39H25V37L27 38V40H25V41H29V40H30V42H31V41H34V40H37V41L39 40V42H40L39 44H37L38 42H37V43H36L35 41H34V42H35L37 45H41V43H42V40H41L42 38H41V37H42V36H39V35H38V34L41 33V31L37 33V35H38V36H37V35H35V34H36V29H34V33L32 32L33 29H31V30H28ZM79 29H81V31H80ZM82 29H83V30H82ZM161 29H162V30H161ZM180 29H181V31H180ZM192 29H193V31H194L195 34H194V33H191V34L188 35V34H187L188 32H189V33H190V32H193ZM235 29H237L236 32L238 31V32H237L238 34L234 33V32H235ZM8 30H9V31L11 30V31H10L11 33H9ZM13 30H14V31H13ZM85 30H86V31H85ZM88 30H89V31H88ZM101 30H102V32H101ZM123 30H124V29H122V32H123V33L127 32V31H125V30L123 31ZM154 30H157V31L155 32ZM166 30H165V32H164L165 34H167V33H166ZM4 31H5V32H4ZM84 31H85V32H84ZM153 31H154V32H153ZM17 32H18V33H17ZM75 32H76V33H75ZM80 32H81V33L83 32V33L80 34ZM128 32H130V30H129ZM128 32H127V33H128ZM182 32H183V33L187 32V33L182 34ZM4 33H5L6 35H4ZM16 33H17V34H16ZM20 33H21V34H20ZM102 33H103L104 35H103ZM111 33H112V32H111ZM232 33H233V35H231ZM13 34H15V36H14ZM24 34H25V35H24ZM29 34H30L31 36L33 35V37H32V39L34 38L33 40L30 38L31 36H30ZM83 34H85V35H83ZM97 34H98V36H97ZM105 34H106V35H105ZM108 34H109V35H108ZM160 34H158L157 36H159ZM162 34H163V33H162ZM162 34H161V35H162ZM165 34H164V35H165ZM192 34H194V35H192ZM220 34H221V33H219V34L217 33L216 35H220ZM235 34H236L238 37H241V35H242L243 37L238 38V37H236ZM251 34H252V33H251ZM3 35H4V36H3ZM9 35H10L11 37H10ZM17 35H18L19 37H20V36H21V37L19 38ZM34 35H35V36H34ZM86 35H87V36H86ZM100 35H101V36H100ZM131 35H132V31H131ZM144 35H143V36H144ZM156 35H155V37H156ZM161 35H160V36H161ZM164 35H163V36H164ZM173 35H174V36H173ZM191 35H192V36H191ZM245 35H246V36H245ZM7 36H9V37L7 38ZM12 36H13V37H12ZM16 36H17V38H16ZM85 36L87 37L86 39H84ZM95 36H96V37H95ZM99 36H100V37H99ZM104 36H105V37H104ZM175 36H176V38H177V37H179V38L176 39ZM249 36H250V35H249ZM83 37H84V38H83ZM102 37L104 38V41H103ZM155 37H154V38H155ZM180 37H181V38H180ZM213 37H214V36H213ZM213 37H212V39H213ZM227 37H228V39H227ZM4 38H7V39H4ZM12 38H13V39H12ZM92 38H93V40H92ZM97 38H98L101 42H100ZM100 38H101L102 40H101ZM107 38H108V39H107ZM109 38H110V39H109ZM138 38H139V40H137ZM141 38H142V39H141ZM182 38H185V39L183 40ZM222 38H223V39H222ZM224 38H226V40H225ZM133 39H134V40H133ZM162 39H163V37L161 38V40H162ZM197 39H198V41H197ZM209 39H210V38H209ZM215 39H216V40H215ZM217 39H220V40L222 39V41L219 42L220 40L218 41ZM96 40H97L99 43H96V44H95ZM105 40H107V41H105ZM142 40H143V41H142ZM170 40H168V41H170ZM179 40H180V41H179ZM15 41L13 40L12 43H13V46L16 48V46H17V42H15ZM121 41H122V40H121ZM129 41L132 42V43H130V46H131V47H132L131 44H133V42H135V41H136L135 43H137V41H138V45H140V44L142 43L139 47H138V45H135V47L137 46V47H136V50H137L136 53H134V52H135V51H134L135 48L129 50V48H131L130 46L128 47V45H129ZM140 41H141V43H139ZM165 41H166V40H165ZM168 41H166V42H168ZM217 41H218V42H217ZM223 41H225V42H223ZM103 42H104V43H103ZM174 42L171 41L172 44H173ZM191 42H192V44H191ZM23 43H24V41H23V42L20 41V43H18V44H23ZM35 43H33V44H34L33 46L36 45ZM88 43H87V44H88ZM126 43H127V44H126ZM135 43H134V44H135ZM143 43H144V44H143ZM168 43H169V42H168ZM168 43H166V45H167ZM198 43H196V44H197V47L199 46ZM201 43H202V44H201ZM25 44H26V43H25ZM28 44H29V43H28ZM30 44L32 45V42H31ZM97 44H98V45H97ZM102 44H103V45H102ZM122 44H121V45H122ZM134 44H133V47H134ZM164 44H163V45H164ZM196 44H194V45H195V48L198 49V48L196 47ZM216 44H219L218 48L220 47L221 49H220V48L218 49ZM221 44H223V45H221ZM238 44H239V45H238ZM95 45H96V46H95ZM143 45H144V46L146 45V46L144 47ZM151 45H150V46H151ZM174 45H175V44L171 45V47H170V45H169V47L172 48V46H174ZM236 45H237V46H236ZM247 45L244 47V49H242V48H241V49L244 51L245 48L248 47ZM22 46H23V47H22ZM22 46H21V45H20V46L18 45L16 49L19 50L20 47L22 48V49L20 48L19 51H21L22 54L25 55V58H26V61H27V58H28V57H26V55H27V54L30 55V54L26 52V50H27V48L25 49V46H26V45L24 46V44H23ZM29 46H30V45H29ZM159 46H160V47H159ZM209 46H210V47H209ZM215 46H216V47H215ZM133 47H132V48H133ZM140 47H142V48H140ZM167 47H168V46H167ZM222 47H223V48H222ZM30 48H31V47H30ZM32 48H33V50H35V49H37V48H40V51H39V52H41V53H39L38 50H37V54L35 53V54H36V58L33 57V56H29V57H30V58H29V61H30L29 63H31V62L34 60V58L37 59L38 56L40 57V55L43 54V53H42V50L44 51V49H42V47H39V46L35 47V49H34V47H32ZM120 48H121L122 50H121ZM151 48H152V49H151ZM185 48H187V50H189V51H187ZM190 48H191V49H190ZM201 48H202V49H201ZM216 48H217V49H216ZM28 49H29V47H28ZM127 49H128V50H127ZM164 49L167 50L168 48H164ZM164 49H163V50H164ZM172 49H173V48H172ZM200 49H201V50H200ZM215 49H216V50H215ZM23 50H24V51H23ZM30 50H31V49H30ZM119 50H120V51H119ZM124 50H126L127 52L129 51V52H128L129 54H127L126 51L124 52ZM168 50H169V49H168ZM214 50H215L216 52H214ZM31 51H32V50H31ZM121 51H123V52H121ZM132 51H133V56H131V55H132ZM155 51H156V50H155ZM218 51H219V53L217 54ZM220 51H221V52H220ZM223 51H224V52H223ZM240 51H241V50H240ZM243 51H242V52H243ZM21 52H20V53H21ZM25 52H26V53H25ZM29 52H30V51H29ZM33 52H36V50L33 51ZM119 52H120V53H119ZM130 52H131V53H130ZM137 52H138V53H137ZM140 52L142 53V51H140ZM213 52H214V53H213ZM244 52H245V51H244ZM38 53H39V55H38ZM117 53H119V54H117ZM124 53H125L126 55H125ZM141 53H139V54H141ZM166 53H168V54L170 53L171 56H170V55H167ZM222 53H223V54H222ZM238 53H239V52H238ZM245 53H246V52H245ZM115 54H116V55H115ZM121 54H122L123 56H122ZM135 54H137L136 57H135ZM205 54H207V55H209V56H215V55H216V56H217V57L215 56L216 59L218 60V57H219V61H220V62H219V61H216V60L214 59L215 57H213V59H212V57H209V56H207V55H205ZM212 54H214V55H212ZM219 54H220V56H222V58H220V56H218ZM221 54H222V55H221ZM239 54H240V53H239ZM250 54H249V55L246 54V56H245L244 54L241 53L240 55H238L239 57H242V56H243L242 59L245 58L244 61H243L241 58L239 59V57H237V55H236L235 57H237V59H236V62H235V59H234V62H235L234 65L236 66L237 64H238V65L241 64V63H239V62L237 61L238 59H239V61L241 60L242 63L244 62L243 65H247V64H245V63H246V59H247V63H248L249 65L252 64V66H255L254 63H251L253 57L251 56V57H252V59H251V58H250ZM32 55H34V54L32 53ZM101 55L103 56V58H102ZM124 55H125L126 57H125ZM127 55H130V56L133 57V58H131L130 56L127 57ZM150 55H151L152 58L150 57ZM241 55H242V56H241ZM105 56H108V57H106L107 59L105 58ZM113 56H115V57L117 56V57H116L117 59H115V57L113 58ZM168 56H169V57H168ZM175 56H176V58H179V59H178L179 62H178V60H177V62H178V63H176L177 65H176V64L174 65V66H175V69H173V71H174V72H173L174 74H173L172 72L169 71L168 67H166V65H164V64L169 63V65H171V64L175 61V60H173V59L175 58ZM244 56H245V57H244ZM31 57H33V60L31 59ZM122 57H124V58H122ZM134 57H135L136 59H134ZM158 57H159V58H158ZM182 57H183V58H182ZM206 57H207V58H206ZM246 57H247V58H246ZM108 58H109V59H108ZM168 58H170V60H169ZM209 58H210V59H209ZM263 58H264V57H263ZM30 59H31V60H30ZM101 59H102V60H101ZM103 59H104V60L106 59L105 62H104ZM110 59H111V60H110ZM112 59H113V60H112ZM120 59H121V60H120ZM146 59H147V58H146ZM181 59H185V61H183V60H181ZM250 59H251V60H250ZM108 60H110V61H108ZM114 60H116V61H114ZM124 60H128V59H124ZM140 60H142V59H141V58L139 59V61H138L139 63L142 62V61H140ZM143 60H144V59H143ZM148 60H146V62H145V60H144L143 62L146 64ZM187 60H188V61H187ZM249 60H250L251 62H250ZM253 60H254V59H253ZM98 61H99V62H98ZM151 61H152V60H151ZM151 61H149V62L152 63ZM166 61H167V62H166ZM171 61H172V62H171ZM181 61H182V62H181ZM186 61H187V62H186ZM196 61H198V62H197L198 64H197V65H196V64L194 65V63H195ZM214 61H216V64H217V65L214 63ZM230 61H231V60H230ZM27 62H28V61H27ZM111 62H112V64H111ZM165 62H166V63H165ZM217 62H218V63H217ZM232 62H233V61H232ZM261 62L263 63V66H261L262 63L259 65V66H261V67H259L258 64H257L258 68H257V66H255V68L253 69L255 75H254L253 73H251L252 76H253V78H254V77H255V78H254V79L251 78L250 80H246V81L243 80V75L240 74V72H241L242 74L245 75V70H243V68H242V67H245V66H243L242 64L239 65L240 67L242 66L241 68H242V70H243L244 72H242V70L240 69V67H239L238 65H237V66H238L237 68L239 69L238 72H237V71L234 72V71H233V68H234L235 66L233 67L232 65H227V64L224 63L225 66H224V65L222 66V71H221V74H220V75H224L226 72L229 73V75H228V76H225V75H224V80L226 81V83H225L224 80H221V78H222L221 76H219V77H220V80H218V81H220V83H221L223 86H228V87H226V88H227V92L230 94V96H232L231 98H232L233 101H236L237 103H243V104H246V103H247L248 106L245 105L243 111H244V114L249 115L248 117H250V116L253 114V112H252L253 110H254V111H259V112H260V109H261L260 107L262 106V105H261L262 103H260V102H263V98H262V97H261V101H259V100H260V97H259V98H256V96H258V95L260 96L261 93H262V95H264V93H263L264 90H262V87L264 86V85H262V84H264V81H263L264 79H263V80H259V78H258V77H260L259 75L262 76V73H264V70H263L264 68H262V67H264V61L262 60ZM98 63H99V64H98ZM106 63H107V64H106ZM183 63L186 64V65H184ZM187 63H189V65L191 64L192 67H194V66H195V67H198L199 64L202 65V66H203L204 64H206V65H205L206 67H205V66H204V67L207 68V69L209 68V70H204V69H205L204 67H203L202 70H201V67L198 68V69H196V68L194 67L195 69H194L193 71L196 72V73H195V76H193V74H192V72H191V70H192L191 68H192V67L190 68V66L188 65L189 69L185 70V68H187V67H186V66H187ZM203 63H204V64H203ZM228 63H229V62H228ZM236 63H237V64H236ZM10 64H11V63H10ZM173 64H174V63H173ZM173 64H172V65H173ZM230 64H232V63H230ZM106 65H108V67H106ZM142 65L145 67L144 64H142ZM181 65H182V66H181ZM193 65H194V66H193ZM200 65H199V66H200ZM151 66H152V65H151ZM214 66H215V67H214ZM229 66H232L233 68H232V67H229ZM27 67H29V66H27ZM102 67H103V68H102ZM147 67L150 68L149 66H147ZM147 67H146V69H147ZM156 67H155V68H156ZM158 67H157V68H158ZM184 67H185V68H184ZM210 67H211V68H210ZM213 67H214V68H213ZM228 67L231 69V71H233L234 76H235V75H240L239 77L242 76V80H241V78H240V79H237V78H239L238 76H236L237 78H236V77H233V73H230V72H229L230 70L227 69ZM100 68H101V69H100ZM106 68H107V70H105ZM155 68H153V69H155ZM173 68H174V67H173ZM182 68H184V69H182ZM261 68H262L263 72H262L261 70H259V69H261ZM134 69H135L136 71H135ZM151 69H152V67H151ZM226 69H227V70H226ZM244 69H245V68H244ZM140 70H141V69H140ZM167 70H168V71H167ZM179 70H180V72H179ZM182 70H183V72L181 73ZM184 70H185V71H184ZM235 70H236V67H235ZM253 70H251V71L253 72ZM256 70H257L258 72H256ZM105 71H108V73L105 72ZM122 71H123V70H122ZM134 71H135V73H136V74L133 73V74L135 75V76H133L135 80L132 79L133 81L131 80V82H130V78H133V77L131 76V75H133V74H130V73H131V72H134ZM148 71L150 72V70H148ZM166 71H167V72H166ZM188 71H189V72H188ZM211 71H212V73L210 74ZM223 71H226V72L224 73ZM259 71H261L262 73L257 75V73H260ZM110 72H111V73H110ZM129 72H130V73H129ZM151 72H153V70H152ZM186 72H187V74H185ZM120 73H124V72H119V74H120ZM137 73H138V74H137ZM169 73H170V74H169ZM171 73H172V74H171ZM190 73H191V75H190V76H187V75H189ZM198 73H199V75H198ZM109 74H110V79H111V80L109 79ZM111 74H112L113 77L111 76ZM124 74H125V73H124ZM196 74H197L198 76H200V79H198V77H196ZM209 74H210V75H209ZM231 74H232V75H231ZM138 75H139V76H138ZM162 75H163V80H162ZM171 75H172V77H170ZM185 75H186V76H185ZM206 75L211 76V77L213 78V82L216 81V85H213L214 83L212 84V85H213V88H209V87H210V86H209L210 84H209V83H206V82L208 81V79H209V78H207L208 76H206ZM256 75H257V76H256ZM128 76H129V78H128ZM130 76H131V77H130ZM124 77H126V78L124 79ZM195 77H196V78H195ZM201 77H203V78L206 77V78H207V80H203V79H202V80H203L204 82L206 81L205 83H206V85H208L209 87L207 86V88H206V87L204 86L205 84L202 85L201 82H198V83L196 82V80H197V81H198V80H199V81H202V80H201ZM214 77H215V78H214ZM232 77L235 78L236 81H237V80H238V81L235 83V81L233 80ZM112 78H113V80H112ZM118 78H117V79H118ZM194 78H195V79H194ZM262 78H264V74H263ZM123 79H124L126 82L129 80L130 83H129V82L126 83ZM138 79H140V78H138ZM222 79H223V78H222ZM231 79H232V81H231ZM255 79H257L258 81H256ZM114 80H115L116 83H113ZM165 80H166V79H165ZM167 80L165 81V86L167 85ZM169 80H170V79H169ZM214 80H215V81H214ZM227 80H228L229 82H227ZM239 80H240V82H239ZM251 80H252V81H251ZM118 81H119V84H118ZM188 81H191L193 84H192V85H189ZM209 81H212V79L209 80ZM241 81H242V84H241ZM243 81H244V82H243ZM259 81L262 83V84H261L262 86H260V85L257 84V83L260 84ZM141 82H142V81H141ZM231 82H232V84H231ZM247 82H248V83L250 82V83L248 84ZM253 82H255V84H257V85L253 86V85H254ZM131 83H133V84H131ZM194 83H195V84H194ZM196 83L199 84V86H198ZM210 83H212V82H210ZM237 83H238L239 85H238ZM244 83H245V84H244ZM113 84H114V85H115V84H116V85L118 84V85H117V86H116V85L114 86ZM141 84H142V83H141ZM157 84H156V83H152L151 86H150V83H148V84L146 83V86H145V85H142V86H144V88H143L142 86H140V90H141V89H144L145 92H146V89H145V88L148 87V88H147V90H148L147 93H145L143 90H141V91L143 92L142 94H146V97H147V98L150 97V99H153V96L158 95V92H160L159 90L163 87V84L161 85L162 87L159 85V87H161V88H160V89H156V91L158 90L157 93L154 91L155 93L153 92L154 94H152V92H150V91H151L152 89L154 90L155 87H158V86H156ZM190 84H191V83H190ZM240 84H241L242 86H243V85H246V84H248V85H247V87H246V86L241 87ZM147 85H149V86H147ZM200 85H201V86H200ZM222 85L219 86V89H220V90H225L226 88H223ZM231 85H234V86H231ZM237 85L240 86V87H238ZM251 85L253 86L252 89H254V90L258 89V91H256V93H255L254 90H253L254 92H251L252 90L249 89V88L251 87ZM191 86H192V87H191ZM236 86H237V87H236ZM249 86H250V87H249ZM258 86H260L261 88H258ZM141 87H142V88H141ZM193 87H194V88H193ZM199 87H202L203 89H202V88H199ZM221 87H222V88H221ZM248 87H249V88H248ZM94 88H96V86H95ZM112 88H111V89H112ZM150 88H152V89L149 91ZM165 88H166V87H165ZM216 88H215V89H216ZM230 88H231V89H230ZM236 88H237V89H236ZM238 88H244V91L248 89L249 91H245V92H244L243 89H241V90L239 89V90H238ZM245 88H247V89H245ZM96 89L98 90V88H96ZM113 89H112V90H113ZM163 89H164V88H163ZM163 89H162V90H163ZM199 89H201V90H203V91H201V90H199ZM219 89H216V91H217V92H220V91H218ZM228 89H229V90H228ZM260 89H261L262 91H261ZM263 89H264V87H263ZM122 90H123V89H122ZM125 90H123V91H125ZM196 90H197V91H196ZM230 90H235V91H233V93L231 94V91H230ZM237 90H238V91H237ZM250 90H251V91H250ZM195 91H196V92H195ZM98 92H101L100 88H99ZM148 92L151 93L152 96H151V95L148 96V95H149ZM197 92H199L201 95L204 94V96L202 95V97H201V95L196 94ZM235 92H236V94H235ZM259 92H260V94H259ZM130 93H131V92H130ZM162 93H166V92L163 91ZM239 93H241V94H240L241 96L239 95ZM243 93H244V95L246 94V96H242ZM248 93H250V96H252V94H255L254 96L250 97L251 100H249V97H247V95H249ZM251 93H252V94H251ZM127 94L130 96L132 93H131V94L127 93ZM127 94L125 95L124 93H122V95H123L124 98H125V96H126L125 99H126L128 102H129V100H128L129 98H131L130 100H132V99L135 100V99H136V98L134 97V96H135L134 94H132L131 97H129V96L127 97ZM160 94H161V93H160ZM237 94H238V95H237ZM124 95H125V96H124ZM235 95H236V96H235ZM262 95H261V96H262ZM106 96H107V95H106ZM137 96H138V95H137ZM137 96H136V97H137ZM140 96H141V95H140ZM140 96H138V97H140ZM173 96L176 97V98H175V101H174V98H172L173 101L176 102V103H178L179 105H180V101H181V103L186 104L187 102H186L185 99L189 98V96L186 97L185 95H184L185 97L183 98V95H178V94H174V95H172L171 97H173ZM132 97H133V98H132ZM138 97H137V98H138ZM151 97H152V98H151ZM190 97H191V96H190ZM192 97H191V98H192ZM196 97H198V98H196ZM242 97H243V98H242ZM244 97H245V99H244ZM127 98H128V99H127ZM134 98H135V99H134ZM177 98H178V99H177ZM191 98H189V100H190ZM150 99H149L148 101H149L150 104H152V103L150 102V101H152V100H150ZM200 99H202V100H200ZM243 99H244V100H243ZM255 99H256L257 101H256ZM137 100H138V99H136V101H134V102H137ZM184 100H185V102H184ZM187 100H188V99H187ZM189 100H188V101H189ZM246 100H248V101H250V102H248V101H246ZM127 101H126V103H125V106L128 104ZM138 101H139V100H138ZM239 101H240V102H239ZM241 101H242V102H241ZM78 102L81 103V100H78ZM78 102H77V103H78ZM132 102H133V101H130L129 104H131ZM244 102H245V103H244ZM251 102H252V103H251ZM255 102H256V103H255ZM258 102H259V106H258V104H257ZM249 103H250V104H249ZM254 103H255L256 105H253ZM78 105H79V104H78ZM201 106H202V107H201ZM246 107H248V108H246ZM249 108H252V109H249ZM254 108H255V109H254ZM246 109H247V111H246ZM198 110H201V111H198ZM205 111L207 112V113H205V114H208V115H205L204 113H202V112H205ZM193 112L190 111V116L193 115ZM56 113H57V114H56ZM64 113H66L65 115H66L67 119L70 118V120H68V122H67V121H63L64 124H62V125H60L61 123H63V122L60 123V119H61V120H64V118L62 117V115H61L59 112H54V116H53V117H55V116L57 117V118H56V117L53 118V119H54V120H53V121H54V122H53V125L55 126L54 128H55L56 130L59 129V130L61 131V132H60V131L58 130L57 132H58L62 137H63V136H67V135L69 136V129H70L71 125L74 124L72 114L68 113V111H67V112L64 111ZM67 114H68V115H67ZM60 115H61V117H59ZM63 116H64V115H63ZM221 116H222V117H221ZM64 117H65V116H64ZM66 117H65V119H66ZM216 117L220 119L221 124L223 125V127H227V126L230 125V123H229L228 121H226V120L223 118V113H220V114H219L218 116H216ZM71 119H72V121H71ZM222 119H224V120H222ZM253 120H254L256 123H258L257 118H253ZM57 121H58L60 124H59ZM55 122H57V123H55ZM259 123H260V122H259ZM259 123H258V124H259ZM58 124H59L60 126H59ZM57 125H58V126H57ZM56 127H57V128H56ZM263 127H264V121H262V122L260 123V129H262ZM66 129H67V130H66ZM226 129H227V128H226ZM263 129H264V128H263ZM62 134H63V135H62ZM186 134H187V135H186ZM188 134H189L188 132H186V133L183 132V135H185V136H183V137H184V138H183V139H184L183 143H185V144H184V148H185V149H184V152L193 151L194 154H197L198 150H200L201 147L205 146V145L209 142V141H207L208 138H205V137H199V138H197V139H196V138H193V137H192V138L190 137V138H191V140H190V138H189V135H190V134H189V135H188ZM229 134H230V135H229ZM228 135H229V136H228ZM231 135H232V132H229V133L224 132V133H222V136H223V137H227V136L230 137ZM187 136H188V138H187ZM199 139H200V140H199ZM224 139H225V138H224ZM75 140H78V139L73 138V139L70 140V141H75ZM185 140H186V142H185ZM192 140H193V142H192ZM204 140H205V141H204ZM190 141H191L192 143H191ZM195 141H196V143H195ZM77 142H79V143H77ZM189 143H191V144H189ZM193 143H194L195 145L197 144L198 147H196V148H195V147H192V144H193ZM76 144L79 145V144H80V141H79V140L76 141ZM76 144H75V145H76ZM188 144H189V145H188ZM81 145H82V147H81L80 145H79L80 147H77V150H78L77 152H78L80 155H82V156H83L86 160H88V162H90V163H93V162H95V161L98 160V158H99V155H98V154H96L95 152H91V150H90L89 148L85 147L83 144H81ZM187 145L189 146L188 149H187V147H188ZM199 145H200V146H199ZM83 147H84V148H83ZM191 147H192V148H191ZM190 148H191V149H190ZM198 148H199V149H198ZM186 149H187V150H186ZM194 149H195V150H194ZM202 149H203V148H202ZM157 151H158V150H157ZM0 156H1V157H0V187H2V185H4V186H5V185H10V184H12L13 182H16V183H17V182H18V183H23L24 181H26V179H27V175H26L25 172H23V171H18V169L16 168V166H14L15 163H13V162H14V161H12L13 159H12L11 161H9V163H8V165H7V163H4V161H3V159H2L3 155H2V151H1V150H0ZM155 156H156V154H155ZM10 163H11V165H10ZM5 164H6V165H5ZM14 168H15V169H14ZM9 170H10V171H9ZM13 170H14V172H12ZM152 171H153V175H154L156 172H158V168H155V166H154V168H152ZM154 171H155V172H154ZM18 172H21V173H18ZM21 174H22V178H21ZM19 175H20V176H19ZM25 175H26V176H25ZM24 176H25V177H24ZM19 177H20V179H19ZM23 177H24V178H23ZM3 178H4V179H3ZM202 178H203L204 181H207V180H208V176H207L206 174H204V175L202 176ZM204 178H205V179H204ZM2 179H3V180H2ZM12 179H13V180H12ZM4 180H5V181H4ZM22 180H23V182H22ZM3 181H4V182H3ZM156 183H157L156 180H149V181H147V182L142 183V184H143V185H142V188H143L144 191L147 190V189L149 190V188H150L151 186L153 187ZM228 189H229V185H223V186L220 185V187L217 189V190H218V193H219V195H220V198H222L223 200L226 199V196H227V194H228V192H227ZM222 192H223V193H222ZM205 255H206L205 253H202V254L199 255V258H198V259H200L201 261H200L198 264H208L207 261H206V259L202 260V257L204 256L203 258H205ZM203 261H204V262H203ZM237 263H238V262H237ZM216 264H225V263H223V262H221V261H218ZM238 264H241V262L239 261Z\"/></svg>","mask_w":264,"mask_h":264}]
</instances>
